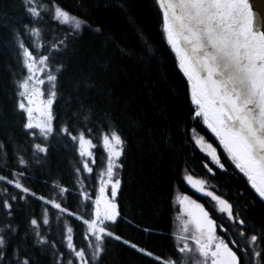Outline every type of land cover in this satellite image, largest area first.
<instances>
[{
	"label": "snow or ice",
	"instance_id": "6c2138e0",
	"mask_svg": "<svg viewBox=\"0 0 264 264\" xmlns=\"http://www.w3.org/2000/svg\"><path fill=\"white\" fill-rule=\"evenodd\" d=\"M0 264H264V0H0Z\"/></svg>",
	"mask_w": 264,
	"mask_h": 264
},
{
	"label": "trees",
	"instance_id": "16d2710c",
	"mask_svg": "<svg viewBox=\"0 0 264 264\" xmlns=\"http://www.w3.org/2000/svg\"><path fill=\"white\" fill-rule=\"evenodd\" d=\"M145 13L148 14L147 9H145ZM111 16L113 19H115L114 13L111 14ZM103 18L104 17H101V19ZM149 28L155 34L157 42L159 43L158 29L156 28L154 17L152 18V23L149 25ZM123 38H125L127 41H131L133 39L132 32L130 30L125 31L123 34ZM91 44L92 42L86 39L84 47L86 48L90 47ZM168 62L170 64V61ZM170 92H171V87L169 83L165 81H161L157 85V97L159 99H169ZM210 138L211 137H209V139ZM211 140H214V139L211 138ZM188 151L189 152L191 151V146L188 147ZM200 155H201L200 153H197V159L195 161V168L194 170H191V171L193 172L194 176L203 178L205 176V170L202 167H200V164H199ZM161 167L162 166L155 159L154 155H144L142 159L139 161V163L136 165L135 174L137 178L143 182L146 195L149 194V189H153V185L159 180V171ZM168 179H169L170 184L176 182L171 172L168 173ZM217 179L219 180V183L222 185V190L227 189L229 193H235L238 189H244L246 192L250 191V189L248 188V185L246 184L245 179L242 177H237L234 179L229 178L228 180H225L223 177H218ZM181 191L186 192L189 195H192L194 198L198 199L199 201L205 202L206 205L209 206L206 201L208 200V198L195 194L193 190H191L190 188H187L183 183H180L179 188L177 189V194H179V192ZM145 203L147 204L148 202L146 201ZM162 207H163V212L161 216L156 217V219L171 222V220L174 219V213L169 212L166 205ZM149 218H151L150 214H149ZM125 231H128V230L125 229Z\"/></svg>",
	"mask_w": 264,
	"mask_h": 264
},
{
	"label": "bare ground",
	"instance_id": "6f19581e",
	"mask_svg": "<svg viewBox=\"0 0 264 264\" xmlns=\"http://www.w3.org/2000/svg\"><path fill=\"white\" fill-rule=\"evenodd\" d=\"M96 153H97V157L99 158L100 155H101V149H100L99 146H98L97 149H96Z\"/></svg>",
	"mask_w": 264,
	"mask_h": 264
},
{
	"label": "flooded vegetation",
	"instance_id": "af4514ba",
	"mask_svg": "<svg viewBox=\"0 0 264 264\" xmlns=\"http://www.w3.org/2000/svg\"><path fill=\"white\" fill-rule=\"evenodd\" d=\"M194 192V191H193ZM195 194H197V195H200L199 193H196V192H194ZM194 198V197H193ZM194 199H196V198H194ZM198 202H201V203H205V202H203V201H199L198 199H196ZM207 201V200H206ZM205 206L206 207H208L207 205H206V203H205Z\"/></svg>",
	"mask_w": 264,
	"mask_h": 264
},
{
	"label": "rangeland",
	"instance_id": "374dc122",
	"mask_svg": "<svg viewBox=\"0 0 264 264\" xmlns=\"http://www.w3.org/2000/svg\"><path fill=\"white\" fill-rule=\"evenodd\" d=\"M210 140H211V138H210ZM212 142H213L214 144L216 143L214 140H212Z\"/></svg>",
	"mask_w": 264,
	"mask_h": 264
}]
</instances>
